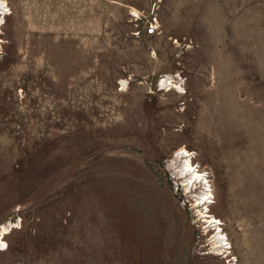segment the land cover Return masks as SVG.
Returning a JSON list of instances; mask_svg holds the SVG:
<instances>
[{
    "label": "rangeland",
    "instance_id": "obj_1",
    "mask_svg": "<svg viewBox=\"0 0 264 264\" xmlns=\"http://www.w3.org/2000/svg\"><path fill=\"white\" fill-rule=\"evenodd\" d=\"M6 2L0 264H264V0ZM178 74L184 93L159 85Z\"/></svg>",
    "mask_w": 264,
    "mask_h": 264
},
{
    "label": "bare ground",
    "instance_id": "obj_2",
    "mask_svg": "<svg viewBox=\"0 0 264 264\" xmlns=\"http://www.w3.org/2000/svg\"><path fill=\"white\" fill-rule=\"evenodd\" d=\"M8 10V4L6 0H0V24L1 16L6 14ZM178 79V80H177ZM162 83L159 84L162 86V89L171 90L172 88L176 89L180 93L185 92V88L183 86L181 75H168L161 79ZM160 83V81H159ZM128 84H123V87H126ZM193 154L186 147H181L173 154L172 163L170 164L172 170L175 172L176 176L182 179V182L186 180L197 179L195 183L201 184L204 187V191L202 196L197 199V203L201 206L200 214L204 218V221L209 224L215 231L216 234L213 237V245L218 247L221 251H229L231 246L229 245L228 237L224 234V231L221 227L222 221L212 214L209 205L214 203V192L209 177L206 172H202L201 169L194 167L193 162ZM16 227V223L9 222L7 224H3L0 227V250L7 247L4 239L5 236L11 232L13 228ZM230 252V251H229Z\"/></svg>",
    "mask_w": 264,
    "mask_h": 264
},
{
    "label": "built area",
    "instance_id": "obj_3",
    "mask_svg": "<svg viewBox=\"0 0 264 264\" xmlns=\"http://www.w3.org/2000/svg\"><path fill=\"white\" fill-rule=\"evenodd\" d=\"M130 15L133 18V20H136L137 21L138 19H141V14L137 10H132L130 12ZM136 26L138 27L139 26V23H136ZM157 28H158V26H157V23L155 22V20L154 21H149L147 24H145V29H144L145 34L146 35H154V34L157 33ZM139 34H140V32L138 31L137 32V35H139ZM194 158H195V155H193V162H194ZM194 167H197L198 169H201V167L199 166V164L196 163V162H194ZM207 175H208V173H207ZM220 254L221 255L224 254V251H222V253H220ZM225 255L228 256V255H231V254H228L226 252ZM229 261L231 262V264H238L237 263V257L236 256H233V255L230 256Z\"/></svg>",
    "mask_w": 264,
    "mask_h": 264
},
{
    "label": "snow or ice",
    "instance_id": "obj_4",
    "mask_svg": "<svg viewBox=\"0 0 264 264\" xmlns=\"http://www.w3.org/2000/svg\"><path fill=\"white\" fill-rule=\"evenodd\" d=\"M0 246H2V245H0Z\"/></svg>",
    "mask_w": 264,
    "mask_h": 264
}]
</instances>
